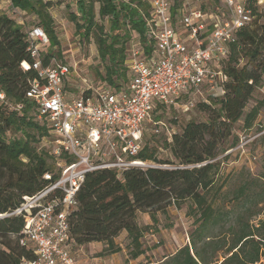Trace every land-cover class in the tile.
Wrapping results in <instances>:
<instances>
[{"label": "trees", "instance_id": "trees-1", "mask_svg": "<svg viewBox=\"0 0 264 264\" xmlns=\"http://www.w3.org/2000/svg\"><path fill=\"white\" fill-rule=\"evenodd\" d=\"M10 2L12 7L37 17L33 25L41 26L49 40L42 50L43 63L48 64L54 58L51 49L58 45L50 4L43 0ZM95 3L98 15L110 21L109 31L99 27L95 42L100 59L106 62L107 84L101 89L117 91L130 77L125 48L130 31L139 39L137 49L145 55L153 50L146 24L152 16L151 6L148 0H76L71 19L83 29V35L94 26ZM243 3L251 11V20L237 30L236 41L229 45L220 67L223 92L195 102L207 118L189 120L180 131L170 133L164 141L169 158L158 156L153 146H141L134 159L155 166H132L120 173L107 168L87 172L76 195L77 205L68 214L70 243L102 242L103 252L114 253L120 250L115 238L125 231L129 256L136 259L144 252L137 214L146 213L154 222L157 211L188 201L187 213L196 215L197 226L188 243L157 264H258L264 258V217L250 221L255 215L252 209L264 204V170L235 188L232 209L216 208L208 199L219 171L215 160L219 147L239 120L242 127L250 128L260 109V104H255L245 112L264 77V2ZM183 4L184 0H173L169 11L173 19ZM212 6L216 1L202 4L201 9L209 12ZM32 60L25 30L9 14L0 13V90L6 98V103L0 102V264H20L23 258L35 257L31 244L19 243L24 217L8 213L20 206L24 196L34 195L47 184L43 178L46 172L55 178L59 170L53 144L38 145L50 127L44 119L36 120V104L26 97L37 72L22 68L21 63ZM69 92L76 95L80 90L70 86ZM19 104L21 108L16 109ZM60 160L69 163L72 158L61 154ZM224 218L228 225L214 234L211 228Z\"/></svg>", "mask_w": 264, "mask_h": 264}, {"label": "built area", "instance_id": "built-area-1", "mask_svg": "<svg viewBox=\"0 0 264 264\" xmlns=\"http://www.w3.org/2000/svg\"><path fill=\"white\" fill-rule=\"evenodd\" d=\"M148 2L152 16L146 21L147 35L153 50L149 55L139 49L132 52L129 80L117 91L88 86L76 95H67L70 67L54 58L44 64L42 50L49 44L46 32L39 25L25 30L33 60L23 61L21 66L37 72L26 97L36 104L37 117L50 127L59 170L55 178L46 172L43 178L47 184L34 195L24 196L20 206L8 213L24 217L19 243L33 246L35 257L23 258L20 264H75L68 214L77 205L76 195L86 173L155 166L134 159L153 113L160 107H193L197 100L184 103L183 98L201 94L204 84L219 81L220 93L215 96L223 92L220 67L229 45L236 41L237 30L250 22V9L244 3L226 0L229 13L221 20H209L210 14L201 8L185 11V7L173 19L169 14L173 0ZM0 102L6 103L1 90ZM161 125V120L154 122L156 132ZM61 154L72 161L62 162Z\"/></svg>", "mask_w": 264, "mask_h": 264}, {"label": "rangeland", "instance_id": "rangeland-1", "mask_svg": "<svg viewBox=\"0 0 264 264\" xmlns=\"http://www.w3.org/2000/svg\"><path fill=\"white\" fill-rule=\"evenodd\" d=\"M50 4L48 11L54 20V32L56 34L58 45L51 51L54 54V61L57 63H66L71 73L68 75L65 89L67 95L69 88L73 86L83 90L88 86L101 89L107 84L104 79L106 62L100 59L97 51L96 38L100 34L99 27L109 31L110 21L108 18H102L98 15V4L94 5V26L88 35H83V29L76 27V22L71 19V14L76 12V0H43ZM211 0H184L185 11L201 8L202 4H209ZM216 1L215 7L209 9V20H221L226 18L229 13L226 0ZM243 3L244 0H234ZM9 14L17 24H20L22 30H27L33 24L37 23V17L29 12L14 8L10 0H0V13ZM76 16H79L77 13ZM23 22V23H20ZM81 24V20L78 21ZM109 41V40H108ZM139 39L130 31V40L125 43L128 59L132 57V52L138 48ZM139 56V54H138ZM201 94L190 93V96L183 98L186 103L189 100H198L212 97L220 93L219 81L215 84H204L200 87ZM260 104L259 113L250 128L242 127V120L235 123L232 128V134L225 139L218 149L216 161L219 162V171L215 187L209 192L208 199L216 208L224 210L232 209L234 205V190L245 179L256 177L264 170V77L259 86L254 91L249 100L245 112L253 105ZM162 116L161 119H158ZM207 113L199 111L195 105L187 109L181 107H160L153 115V121L146 123V129L142 136V144H148L156 149L160 157H170L168 149L164 147V141L169 138L172 131L178 132L182 126L189 120L204 121ZM40 120L36 117V120ZM161 120L164 125L158 126L155 131L154 122ZM175 121V122H174ZM53 136L50 130L48 135L43 136L38 145L40 147L51 146ZM145 164H153L145 161ZM171 166V165H167ZM188 201L181 205H170L165 211L155 213L156 221L152 222L150 217L143 212L137 214V223L142 227V246L143 254L136 259L129 256V241L126 232L122 231L116 238L115 243L120 250L106 254L96 249H89L87 246L80 251L78 247H71L70 252L82 264L81 258H98L97 264H157L165 256L174 253L179 247L188 243L189 235L197 226L194 222L196 215L187 213ZM254 216L250 218L251 223L264 217V204L254 207ZM256 211H259L256 214ZM235 211H233L234 215ZM197 214V213H195ZM227 218L211 228L214 234L228 225ZM98 246V242H94ZM103 246H105L103 244ZM109 255V256H108ZM108 257V258H107ZM92 260V259H91ZM95 262V261H94ZM258 264H264V258Z\"/></svg>", "mask_w": 264, "mask_h": 264}, {"label": "crops", "instance_id": "crops-1", "mask_svg": "<svg viewBox=\"0 0 264 264\" xmlns=\"http://www.w3.org/2000/svg\"><path fill=\"white\" fill-rule=\"evenodd\" d=\"M99 244H98V246H96L95 245V243L94 242H92V243H87V244H83V245H73L72 244V246L71 247H78L79 249V251L81 250V249H83V247H85V246H87L89 249H96L98 252L99 251H101V250H103L104 249V247L105 246H103V243L102 242H98ZM79 251H75L76 252V254H77V256H78V252ZM106 254H108V253H106ZM112 255H113V253H112ZM77 256L75 257V264H79V261H78V259H77ZM109 256V255H108ZM108 258V257H107ZM92 259V260H91ZM88 258V257H84L83 256V258H81V260H82V264H97V262H98V258H96V257H93V258ZM95 261V262H94ZM98 263H101V261H99Z\"/></svg>", "mask_w": 264, "mask_h": 264}]
</instances>
